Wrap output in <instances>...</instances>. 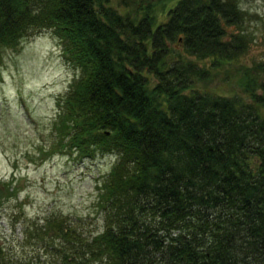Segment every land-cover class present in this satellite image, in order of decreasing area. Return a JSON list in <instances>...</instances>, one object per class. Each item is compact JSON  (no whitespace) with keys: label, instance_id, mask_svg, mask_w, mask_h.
<instances>
[{"label":"trees","instance_id":"trees-1","mask_svg":"<svg viewBox=\"0 0 264 264\" xmlns=\"http://www.w3.org/2000/svg\"><path fill=\"white\" fill-rule=\"evenodd\" d=\"M243 17L238 0H0V59L50 28L79 69L45 153L115 155L101 230L60 213L29 239L60 236V264H264V60H240Z\"/></svg>","mask_w":264,"mask_h":264},{"label":"rangeland","instance_id":"rangeland-1","mask_svg":"<svg viewBox=\"0 0 264 264\" xmlns=\"http://www.w3.org/2000/svg\"><path fill=\"white\" fill-rule=\"evenodd\" d=\"M172 2L161 0L165 8ZM238 4L244 17L238 22L239 29L235 24L232 28L246 33L240 60L247 64L264 60V0H238ZM157 14L162 19L164 12L158 9ZM78 74L50 28L22 37L17 47L4 49L0 59V243L15 264L28 260L29 264H60L54 253L61 245L60 236L48 244L45 239H29L26 233L47 217L64 213L79 219L84 232L103 227L97 183L115 155L94 151L78 158L75 151L45 153L55 139L52 126L59 109L57 100ZM221 75L215 77L221 91H239ZM10 188H14L12 194Z\"/></svg>","mask_w":264,"mask_h":264}]
</instances>
